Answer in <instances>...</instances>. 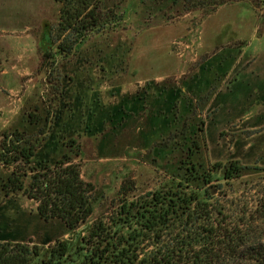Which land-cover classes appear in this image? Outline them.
Here are the masks:
<instances>
[{
  "label": "rangeland",
  "instance_id": "obj_1",
  "mask_svg": "<svg viewBox=\"0 0 264 264\" xmlns=\"http://www.w3.org/2000/svg\"><path fill=\"white\" fill-rule=\"evenodd\" d=\"M86 1L100 23L79 41L58 27L63 5L79 0H0V143L23 132L33 167L77 148L95 188L91 217L67 230L21 193L5 196L0 169V241L35 247L29 264L60 243L61 264H89L97 223H119L127 238L144 209L174 223L172 206L189 196L226 223H264V0L210 15L172 0ZM231 163L243 170L229 181Z\"/></svg>",
  "mask_w": 264,
  "mask_h": 264
},
{
  "label": "trees",
  "instance_id": "obj_2",
  "mask_svg": "<svg viewBox=\"0 0 264 264\" xmlns=\"http://www.w3.org/2000/svg\"><path fill=\"white\" fill-rule=\"evenodd\" d=\"M235 1L172 0L173 4L180 2L185 11L207 10L208 15ZM67 4L60 10L59 31L76 32L77 39L83 41L87 32L100 23L99 17L86 0H79L75 8ZM70 46L58 49L70 51ZM70 144V149L76 146L74 141ZM35 149L23 132L3 135L0 169L9 171V175L1 190L5 196L21 193L34 202L43 222L59 221L67 230H75L91 217L95 191L91 183L82 179L81 165L76 161L79 150L75 149L73 157L64 154L53 165L33 167ZM242 170L231 163L223 177L233 180ZM180 200V206L174 204L170 211L174 223L167 221V209L164 213L156 207L152 211L144 209L139 214L143 223L127 238L119 223H97L87 238L89 264H264V223L244 218L226 223L227 217L221 210L215 211L214 217L213 209L197 198ZM153 201L162 204L155 196ZM122 210L126 217L134 218L129 211ZM165 218L166 223H162ZM66 253L67 246L57 244L43 264H61ZM33 256H38L35 247L0 241V264H29Z\"/></svg>",
  "mask_w": 264,
  "mask_h": 264
}]
</instances>
